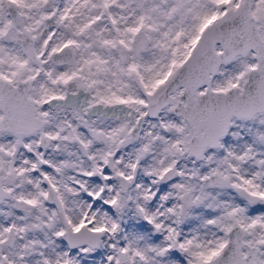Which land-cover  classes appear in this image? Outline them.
Returning a JSON list of instances; mask_svg holds the SVG:
<instances>
[{
    "label": "snow or ice",
    "instance_id": "obj_1",
    "mask_svg": "<svg viewBox=\"0 0 264 264\" xmlns=\"http://www.w3.org/2000/svg\"><path fill=\"white\" fill-rule=\"evenodd\" d=\"M0 264H264V0H0Z\"/></svg>",
    "mask_w": 264,
    "mask_h": 264
}]
</instances>
